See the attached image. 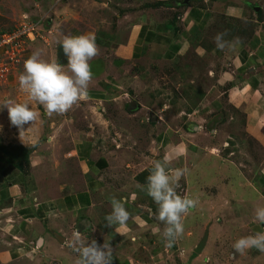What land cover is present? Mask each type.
Instances as JSON below:
<instances>
[{
    "label": "crops",
    "instance_id": "crops-1",
    "mask_svg": "<svg viewBox=\"0 0 264 264\" xmlns=\"http://www.w3.org/2000/svg\"><path fill=\"white\" fill-rule=\"evenodd\" d=\"M215 1L190 0L187 3L175 2L174 6L170 8L177 11L174 22L165 21L162 18L144 19L143 17V19L131 24L125 38L117 42L112 41L113 36L107 33L106 29H102L99 24H96L97 29L87 28L81 30L80 28V31L73 30L63 34L59 26L69 23L68 18H50L48 23H50L52 29L48 31H50L53 44H45L49 42L47 38L40 39V35L44 31L42 25L35 40L27 41V54L30 57L33 52L45 44L44 48L46 47L49 50L48 52L44 50L47 60L55 59L56 55L58 62L66 66L67 58L61 53V44L59 43L63 36L94 33L96 43L99 46V55L89 63L91 70H99V73L94 71L93 73L101 78L92 80L88 90V98L84 100L98 107L97 114H101L107 102L115 101L120 97L117 90L120 87L118 74L127 64H135L146 60H150L149 62H168L193 51L199 57L208 59V74L214 76V82L209 92L212 91L214 95L216 91V100L220 96H224L228 104L244 113L245 131L248 135L254 137L264 149V32L259 33L255 30L253 39L244 45L231 48V52L227 51L228 53L223 52L220 54L218 48L207 50L198 43L200 38L198 39L197 36L200 33L205 34L209 27L214 24L218 13H222L224 10L226 15L230 14L229 10L227 13ZM249 1H242L238 11L242 18H245V15H248L251 11L253 13L257 12L254 10V6L252 9ZM153 8L159 12V15L166 11V9L162 10L163 6ZM230 15V17L235 16L234 14ZM250 21L257 22L260 25L264 24V20L258 21V15L250 16ZM174 27H178V29L175 30ZM38 40L44 42V44L37 43ZM217 60H221V66L217 64ZM105 71L107 72L105 73ZM218 87H222L223 90L217 92ZM197 97L203 99V93L198 92ZM213 106L218 107L217 104ZM201 110L203 113L208 114L210 107ZM140 111L142 110L133 109L128 111V114H132L133 117L137 114V117H140ZM193 112L195 113V110ZM108 113L111 114L109 111ZM6 116L7 114L4 111L0 114V144L2 146L21 145L27 148L29 153L22 168L19 165L20 160L18 158L5 152L4 149H0V264H50V259H52V264H76L77 253L74 252L72 247L76 234L79 232L82 240L85 231L91 229L94 232L97 229L95 223L100 221H98L99 211L96 206L106 208L105 211L100 213L101 218L105 219V216L111 212L110 201L112 197L126 199L125 207H128L126 210L130 213V218L125 225L114 224L109 227L105 221L106 226L112 229V237L109 238L108 235L102 237L99 244L111 242L110 245L113 249L112 264H146L148 260L155 262V255H163V249L165 252L168 251L165 248V240V244L162 240V243L160 241L158 244L153 245L151 235L154 231L158 233L165 227L162 228L163 223L156 219L158 206L147 195L146 191L141 190V186H146L147 182L144 178L148 177L155 163L165 159L166 156L172 158L173 166L169 165L170 169H188L179 182L178 194L199 199V204L183 217V226L187 220H194L190 228L193 231V226L200 227L204 236V244L197 254L192 255L196 245L190 251L184 249V252L190 253L187 254L190 255V264H193L197 257V259H201V253L205 252L206 246L215 234L221 232V228L237 222L238 218L235 214H240V212L233 208V204L228 201L229 199L234 197L238 201H242L244 198V202H246L245 198L247 197V199H254L253 203L256 205L264 206V162L260 163V167L251 183L247 181L248 178L246 179V175L242 171L237 175L236 181L234 178L235 182L238 178L243 181L239 186L237 183V192L234 191L233 193L230 187L232 196H229L228 200L223 199L222 201L226 206L227 204L231 205L221 212L220 210L224 205L222 206L218 201L207 199L202 195H193L192 184L196 179H193L189 174L194 166L201 170L202 164L203 166L209 165L212 161L218 163L217 166L229 165L226 160H222L221 154L213 153V151L203 153L199 150L206 147L213 149L216 147L215 144L207 145L205 143L204 138L207 139L208 135H206L204 129L207 130L208 128L204 126L201 128V123L197 125L192 123L187 128H183L179 125L165 124L164 121L161 123L159 121L155 122L150 132L154 136L151 137L150 141H147L146 138L142 140L145 142L143 148L141 147L144 151L141 153L139 151L135 152L136 159L130 157L129 160L123 155L124 150H121L123 152L120 154L117 152L120 164L114 167L110 165V153L113 156L111 149L118 148V146L114 143L110 144L109 147L104 146L102 148L90 136L91 130L89 128L70 122L75 118H79L78 116H67L66 112L62 114L63 118L59 121L50 120L46 116L47 121L44 125L45 112H43L39 116L42 118V126L39 125V128H36L30 123L25 124L23 129L15 130L14 140L10 138L13 133L10 135L6 131L7 126L11 125ZM197 117L201 121H205L203 114H198ZM135 122L134 119V127L137 126ZM98 124L104 126L108 123L105 121L98 122ZM56 127H60L61 132L64 134L71 133L72 137L70 138H73L69 143L60 141V148L53 146L54 141L50 136V128H52L51 132L54 133ZM9 129L14 130V126L12 125ZM137 130H143V127L138 126ZM212 130L215 131L216 129L209 128V131ZM141 133L145 134L146 132L141 131ZM45 134L48 136L43 141L41 138ZM58 151H60V157L63 155V158H61L63 162L53 164L51 158L57 159L59 157L57 155ZM199 154L203 157L201 158ZM192 158L193 161H191ZM124 160L126 163L123 165ZM127 161L132 163L129 164ZM72 162L76 163L77 166V178H73L75 174H72L70 169ZM43 165L48 169L47 171L43 170ZM62 167L64 170L66 169V172L62 173L63 180H58V186L56 183L51 186L50 182L46 185L40 183L41 174L47 176L46 180H50L48 178L50 172L57 170V173H61ZM125 167L128 168L125 169ZM125 170L134 172L131 180L127 177L123 178L122 173ZM142 171H145L146 175L139 179L137 176ZM169 174L171 175V171ZM65 175H70L71 178L64 179ZM123 179L125 180L123 181ZM111 180H114L116 184L111 185ZM210 184L208 183V185ZM200 187L203 189V186ZM214 187L209 186L211 190ZM201 201L203 202L202 207ZM201 208L205 210L206 214L200 218L198 215L202 214ZM229 211L234 214L233 218L228 216ZM189 214H193L194 217L189 218ZM186 216H188V219H186ZM247 222L237 224L247 228L250 234L264 232V225L255 222L254 215ZM186 231L188 230L184 227L182 236L177 239H180V244L185 236L193 235V232L189 234ZM55 237L59 239L60 243L55 241ZM106 239L108 241H105ZM177 240L174 244H178ZM54 242L60 245L59 249L67 248L68 257L65 260L58 259L55 256L51 258L48 254L51 249H56ZM141 255L146 258L144 259ZM159 258L161 259V257Z\"/></svg>",
    "mask_w": 264,
    "mask_h": 264
},
{
    "label": "rangeland",
    "instance_id": "rangeland-1",
    "mask_svg": "<svg viewBox=\"0 0 264 264\" xmlns=\"http://www.w3.org/2000/svg\"><path fill=\"white\" fill-rule=\"evenodd\" d=\"M152 1L155 0H0V35L3 32L12 29L15 25L17 27L21 23L22 14L25 13L24 15L31 19L41 18L43 24H40V26L43 25L44 31L43 33L40 32V39L47 38L49 40L48 43H45L47 45L53 44L52 38H50V31H48L52 28L50 23H48V20L56 17H66L69 20V23L66 25L63 24V26H59L63 34H67L73 30H79L80 28L81 30L87 28L97 29L96 24H99L102 29H106L108 31L107 33L113 36L111 40L117 42L125 38V34L131 24L143 19V17L144 19L162 18L165 19V21H170V18L176 11L174 9L171 10V6L168 7L164 5L162 10L166 9V11L159 15V12L149 5ZM242 1L243 0L215 1L217 5L223 7L222 9H225L227 13L229 10V13L234 14L235 16L230 17V14L226 15L224 10L222 13H218L215 22L208 33V40H206L207 44H215L213 39L216 35L214 34L215 29H221V27H228L230 25L233 29L240 31L244 27L245 22L250 21V16L256 15L257 12L253 13V11L250 10L251 12L248 15H245V18H242L240 12H238ZM249 4L252 9L253 6H259L261 8L262 18H264V0H250ZM148 13L150 15H147ZM228 19L233 20H229L230 24L226 26L227 24L225 22ZM255 28L259 33L262 31L264 32V24H258ZM36 42L44 44V42L39 40ZM44 45L39 47L36 51H40L41 58L47 60L48 58L44 53L49 50L46 47L44 48ZM44 50L47 51L44 52ZM192 55L182 56L168 62H149L150 60H146L135 64H127L118 74V83L120 87L117 90L118 93H120V97L115 101L106 103L104 109L105 113L102 110L101 114H97L98 107H95L93 103L82 100L67 112V116H78L79 118H75L70 122L78 123L87 129L89 128L91 130L90 136H92L93 140L101 145L102 148L104 146L109 147L110 144L114 143V145L118 146V148L111 149L114 154L113 156L110 153V165L114 167H117L120 164L118 162L119 156L116 154L117 152L120 154L123 152L121 150H124L123 155L129 160L130 157L136 159L135 152L139 151L141 153L144 151V149H141L145 144L142 140L146 138L147 141H150L151 137L154 136L153 133L150 134V132L155 122L159 121L161 123L164 121L165 124H170L172 126L179 125L183 128H187L192 123L196 125L201 123V128H203V126L208 128L207 130L204 129L206 135H208L207 139L203 136L205 143L207 145L215 144L216 147L214 149L206 147L199 150L203 153L213 151V153L221 154L222 160H226V163L230 166L225 164L217 166L218 163L213 161L210 162L209 165L203 166L202 164L201 170L194 166L189 174L193 179H196L192 184V193L193 195H202L207 199L218 201L223 206L224 201L222 200H228V198L232 196L231 188L233 193L234 191H238L236 185L238 183L239 186L243 180L238 178L237 182L235 181L237 175H239L241 171L246 175V179L248 178V182L251 183L253 181L255 173L260 167V163L264 162V150L257 142L249 139V136L245 133L244 125L234 113H230L225 122H216L215 131H209V125L211 124H209L208 127L207 122H211L213 118L211 113L216 110V107L213 106L216 105V91L214 95L212 91L209 92L214 82V76L208 74V59H202L199 56V59H197L192 57ZM3 58V56H0V63ZM27 58H29V54L24 55V60ZM24 62L17 67L16 65H13L7 72L8 76L7 73H3V75L0 74V102L5 99H14L17 102H28L29 106L38 113L37 122L31 124L36 128H39V125L42 126L43 122L45 125L47 121L46 116L49 117L50 120H61L63 118L62 115L47 114L42 105L32 101L27 92L20 88L18 77L24 71ZM217 64L221 66V60H217ZM91 71L92 73L93 71L99 73V70ZM106 72L107 71H105V73ZM100 78L101 77H98L93 73V79ZM188 89H190L189 92ZM221 90H223V88L218 87L217 92ZM199 91H202L203 99L197 97ZM124 101L127 102L124 103ZM126 105H130L132 110H142L139 112V114H141L140 117H137V114L134 117L132 114H128ZM208 106L210 107L209 114L203 113L201 109L207 108ZM192 107L196 108L194 109L195 113L193 112L194 110L188 113L187 109ZM3 111L7 114L6 117L8 118L7 109H0V114ZM108 111L111 112V114L108 113ZM43 112H45V117L42 122V118L39 116H41ZM198 114H203L206 120L201 121L199 117H197ZM231 114L235 115L236 121L231 120ZM134 119L137 125L135 127L133 125ZM96 121H107L108 124L101 126ZM11 126L12 124L7 126L6 131L10 135L13 133L12 136H8H10L11 140H14V134H16L14 132L19 128L14 126V130H11L9 129ZM138 126H142L143 130H137ZM51 131L52 128H50V136L53 138V146H55V148H60V141L69 143V141L71 142L73 139L70 138L72 137L71 133H62L60 127H56V132L54 133ZM141 131H145L146 133L143 134ZM47 136V134L43 135L41 140L45 141V137L47 138ZM102 151L106 152L105 150ZM59 154L60 151L57 152L58 156ZM199 156L201 158L203 157L200 154ZM61 158H63V155L57 157V159L52 157V163L60 164L63 162L61 161ZM165 158H171V156H166ZM191 161H193V158ZM127 162L129 163V161ZM125 163L126 161L124 160L123 165ZM131 163L132 162L129 164ZM170 166H173L172 158ZM43 167L44 171L48 170L45 165H43ZM127 168L128 167H125V169ZM70 169L72 174H75L73 175V178H77L78 171L76 163L74 164V162H72ZM50 171H52V169H50ZM64 172H66V169L64 170L63 167L61 173H57V170H53L48 177L50 180H46L47 176L45 177L44 174H41L40 183L46 185L50 182V186L55 183L57 184L58 180H63ZM133 173L132 170L129 172L125 170L122 175L123 178L127 177V179L131 180ZM67 178H71L70 175L64 176V179ZM124 180L125 179H123V181ZM110 183L111 185L116 184L114 180H111ZM208 183L211 184L208 185ZM58 185L59 184H57V186ZM200 186H203V189H201ZM209 186L215 187L211 190ZM228 201L233 204L234 209L240 212V214H235L236 218H238L237 222H232L233 224H228V226L221 228V232H218L212 237L205 248V252L203 254L201 253V259H197L198 257L195 258L193 264H264V252H259L253 248L248 250L245 255H241L240 253L235 252L233 248V243L239 237L252 235L247 228L239 226L238 224H241L239 222L243 223L244 221L248 223L247 221L254 215V211L258 205L253 203L254 199H247V197L245 198L246 202H244V198L242 202L234 197ZM200 204L202 207L203 202L201 201ZM230 205H224L220 212L225 208H229ZM97 208L99 211L97 217L99 218L98 221H100L99 223H95L97 229H95L94 232H92L91 229L85 231L82 240H87V242L95 240L99 244L102 241V237H106L107 235L109 238L112 237V229L106 226L105 219L100 216V213L105 211L106 208L103 206H96V209ZM205 208L206 207L204 206V209ZM126 209H128L127 206ZM204 209L201 208L202 214H199L198 217L201 218L206 214ZM228 216L233 218L234 214L229 211ZM192 217H194L193 214H189V218ZM186 219H188V216H186ZM206 220L210 222V220ZM193 222L194 220L192 221L190 219L187 220L184 225L186 230H188L186 232L189 234L193 232L192 236H185L181 244L179 243V239L177 240L178 244H173L172 247L166 246L165 248L168 252H165L163 249V255H155L154 259L156 261L148 260L146 264H190V255H187L189 252L186 251H190L195 245L196 247L200 245L204 237L203 231H201L200 227L196 228V226H193L192 231L190 226ZM164 227L165 225L163 224L162 228ZM155 232L156 231L151 235L153 238V245L158 244L160 241L162 243V240L163 244H165L162 237L163 230L158 233ZM55 239L57 243H60L57 237H55ZM105 241L108 240L106 239ZM109 243L111 244L110 241ZM54 246L56 249L53 248L51 251H48L50 257L54 258L55 256L58 259L65 260V258L68 257L67 248L59 249L60 245L55 242ZM184 249L186 250L185 252ZM141 256L144 259L146 258L143 255ZM159 257H161V259ZM51 260L52 259H50V264H52Z\"/></svg>",
    "mask_w": 264,
    "mask_h": 264
},
{
    "label": "clouds",
    "instance_id": "clouds-1",
    "mask_svg": "<svg viewBox=\"0 0 264 264\" xmlns=\"http://www.w3.org/2000/svg\"><path fill=\"white\" fill-rule=\"evenodd\" d=\"M43 24V23H42ZM41 27V26H40ZM226 32L217 33L213 38L218 49L235 48L241 43L236 37L226 41ZM67 58L66 66L58 62L41 58V52L35 51L24 62V71L18 77L20 88L27 92L30 99L42 105L49 115L65 114L78 102L88 98V90L93 79L90 61L99 55V46L94 33L65 35L59 41ZM6 108L11 124L23 129L25 124H32L38 118L28 102H17L5 99L0 102V109ZM171 158L155 163L147 177L146 191L158 206L156 219L165 225L162 237L167 247H172L184 232L183 217L199 204L198 198H189L178 194L180 180L185 176L187 168L170 169ZM165 168L168 170L165 171ZM171 171V175L169 172ZM111 212L105 216L107 226L125 225L130 218L126 210V199L111 198ZM254 221L264 225V206L254 211ZM77 253L76 264H112L113 249L109 242L102 245L95 240H81L79 232L72 244ZM235 252L245 255L250 249L264 252V232L242 236L233 243Z\"/></svg>",
    "mask_w": 264,
    "mask_h": 264
},
{
    "label": "trees",
    "instance_id": "trees-1",
    "mask_svg": "<svg viewBox=\"0 0 264 264\" xmlns=\"http://www.w3.org/2000/svg\"><path fill=\"white\" fill-rule=\"evenodd\" d=\"M182 0H174V1H172V0H169V1H164V0H156V1H152L151 3H149V5L150 6H152V7H159V6H174V4H175V2L176 3H180ZM180 6V5H179ZM178 6V7H179ZM249 6V5H248ZM250 7V6H249ZM176 13H177V11L175 12V13H173V16L170 18V21L171 22H174L175 20H176ZM256 15H258V21H261V19L262 20H264L263 18H262V15H261V9H259L258 11H257V13H256ZM229 20H233V19H228V20H226V26H228V24H230L229 23ZM258 23L257 22H254V21H247V22H245V24H244V27L240 30V31H237L236 29H233L230 25L228 26V27H221V29L219 28V29H215L214 30V34H217V33H220V32H226L227 33V35L224 37V39L226 40V41H233V39L234 38H236V37H239L240 38V41H241V43L239 44V45H244V44H246L249 40H251V39H253V37L255 36L254 35V33H255V26L257 25ZM211 27H212V25L209 27V29L205 32V34L204 33H200V35L199 36H197L198 37V39L200 38V40H198V43H200L202 46H204L205 48H207V50H211V49H213V48H217V46H216V44H207L206 43V40H208L207 38H208V33H209V31H210V29H211ZM175 28V30H177L178 29V27L176 28V27H174ZM11 30V29H10ZM10 30H7V31H10ZM4 33V32H3ZM216 36V35H215ZM214 36V37H215ZM238 46V45H237ZM60 49L62 50V47H60ZM227 51H230L231 52V48H228V47H226V48H224L223 50H220V54H222L223 52H227ZM62 54H64L63 53V50H62V52H61ZM193 55H192V54ZM228 53V52H227ZM188 55H192V57H194V58H197V59H199L198 58V55L197 54H195L193 51L192 52H190V53H188V54H186L185 56H188ZM179 58V57H178ZM202 59H204V58H202ZM190 91V89H188V92ZM196 91V90H195ZM197 92V91H196ZM199 93H202V91H199ZM200 96H202V95H200ZM215 104H217V106L218 107H216V110L215 111H213L211 114H212V120H211V122L210 121H208L207 122V126L209 125V124H211V125H209L208 127L209 128H215V123L216 122H225V120H226V118L229 116V114L230 113H234L235 115H237L238 117H239V120L242 122V124L245 126V117H244V113L241 111V110H239L238 108H236V107H234V106H232V105H230V104H228L227 103V101L224 99V96H221L218 100H216V102H215ZM126 108L128 109V111H130V110H132L131 109V107H130V105H126ZM195 108L194 107H192V108H188L187 109V112L188 113H190V112H192L193 110H194ZM209 114V113H208ZM234 114H231L230 115V118H231V120L232 121H236L235 120V115ZM218 118H219V121H218ZM206 120V119H205ZM210 120V119H209ZM231 121V122H232ZM210 122V123H209ZM206 127V126H205ZM246 134H247V132H245ZM248 135V134H247ZM249 136V139L250 140H254L255 142H257L258 143V141L256 140V139H254V137H252V136H250V135H248ZM259 144V143H258ZM260 145V144H259ZM261 146V145H260ZM262 147V149H263V146H261ZM0 149H4V151L5 152H8V153H11L14 157H16V158H18L20 161H19V165H20V167H22L23 168V164L24 163H26V161H27V158H28V153H29V151H28V149L27 148H25V147H23V146H21V145H7V146H2L1 144H0ZM264 150V149H263ZM146 175V172L145 171H142L141 173H139V175L137 176L139 179H141L143 176H145ZM144 179H146V182H147V177H145ZM203 244H204V239H203V241H202V243L200 244V245H198L195 249V251L193 252V254L192 255H195V254H197V252H199L200 250H201V248H202V246H203Z\"/></svg>",
    "mask_w": 264,
    "mask_h": 264
},
{
    "label": "built area",
    "instance_id": "built-area-1",
    "mask_svg": "<svg viewBox=\"0 0 264 264\" xmlns=\"http://www.w3.org/2000/svg\"><path fill=\"white\" fill-rule=\"evenodd\" d=\"M24 14L17 27L15 25L10 31H5L0 35V56L4 57L0 63V74L2 75L7 73L13 65L17 67L25 61L24 55L28 50L27 41H34L40 31L41 18L31 19Z\"/></svg>",
    "mask_w": 264,
    "mask_h": 264
},
{
    "label": "water",
    "instance_id": "water-1",
    "mask_svg": "<svg viewBox=\"0 0 264 264\" xmlns=\"http://www.w3.org/2000/svg\"><path fill=\"white\" fill-rule=\"evenodd\" d=\"M104 1H106V0H104ZM188 1H190V0H183L182 2H183V3H187ZM259 8H260L259 6L254 7V10H255V11H258ZM165 170H167V168H165ZM61 240H62V238H61ZM39 241H40V240H39Z\"/></svg>",
    "mask_w": 264,
    "mask_h": 264
},
{
    "label": "flooded vegetation",
    "instance_id": "flooded-vegetation-1",
    "mask_svg": "<svg viewBox=\"0 0 264 264\" xmlns=\"http://www.w3.org/2000/svg\"><path fill=\"white\" fill-rule=\"evenodd\" d=\"M40 23L42 24L41 19H40Z\"/></svg>",
    "mask_w": 264,
    "mask_h": 264
}]
</instances>
